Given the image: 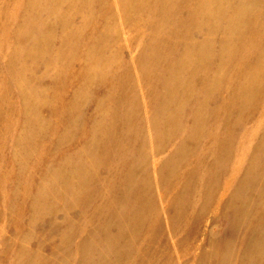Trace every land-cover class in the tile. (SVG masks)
<instances>
[{
	"label": "rangeland",
	"instance_id": "1",
	"mask_svg": "<svg viewBox=\"0 0 264 264\" xmlns=\"http://www.w3.org/2000/svg\"><path fill=\"white\" fill-rule=\"evenodd\" d=\"M28 1L0 0V264L220 263L221 256L209 252L225 246L221 240L229 232L224 196L236 177L228 174L243 178L248 206L254 198L264 200V107L249 108L228 92L241 86L256 57L246 53L249 48L239 50L226 65L224 88L213 90L208 136L211 144L224 140L225 148L234 150L229 164L219 167L207 137L182 133V125L166 115L172 107V113L189 117L187 108L169 103L165 95L173 79L189 75L174 73L175 63L187 59L186 43L202 46L208 38L210 23L196 26L194 17L188 18L197 15L191 9L195 0H185L190 10L178 12L180 23L172 21L180 26L178 35L185 39L190 33L187 42L168 28L160 40L159 20L145 16L146 9L138 24L131 0H36L39 14L33 15L47 31L31 27ZM148 1L152 8L165 4ZM232 1L224 10L236 6ZM62 35L67 54L47 59V50L62 48ZM154 38L169 56L150 62L149 73L139 71ZM209 44L205 65L213 69L208 58L220 45ZM31 45L44 54L28 53ZM70 51L76 53L74 62ZM94 61L108 63L103 86L98 83L103 73L89 72ZM201 64L200 57L194 68ZM86 68L90 85L79 92L78 78ZM30 90L41 92L37 104L27 101ZM60 92L64 96L56 97ZM97 108L111 113L102 120L101 136L91 120ZM195 172L196 181L187 186L180 181L181 174ZM182 202L185 214L178 213ZM236 245L234 234L227 245L233 258L237 252L229 247Z\"/></svg>",
	"mask_w": 264,
	"mask_h": 264
},
{
	"label": "bare ground",
	"instance_id": "2",
	"mask_svg": "<svg viewBox=\"0 0 264 264\" xmlns=\"http://www.w3.org/2000/svg\"><path fill=\"white\" fill-rule=\"evenodd\" d=\"M226 2L227 0H195L192 3V14L197 15H189L188 18L192 19L194 17L193 22L196 24V26H198V23H200L201 21L209 22L210 31H206V37L208 38L205 44L202 46H197L196 43L192 41L186 43L185 47L187 49V59L183 63V65L177 64V66L175 63L174 73L178 75L182 74L184 71H187L189 75L185 80H183V78L179 75L175 79H173V81L167 85L170 89L168 91V94L165 95L169 103L171 101H177L182 107H185L189 110V117H185L184 115H178L176 112L172 113L173 109L172 107H170V109L166 111V115L169 121L174 124L182 125L180 128H178L180 131H182V133L186 131L187 135H190L192 137H207L210 141V145L214 149V151H209V153H211L210 155L212 156V158L216 157L218 163L216 164L219 167H221L222 164H229L228 161L231 160V151L234 150L232 148L226 149L224 146L225 143H223L225 142L224 140L223 142L218 140L219 143L211 144V139H213V136L210 137V135L208 136L209 133H207V116L209 113L212 114L213 107L212 109H210L209 104L211 103L210 100L215 86L220 85L224 88V85L226 84V65L236 60L239 50L243 51L249 48L250 50L246 51V53L251 54L252 57H256V61L254 65L251 64L248 67V72L244 73L245 75H247V78L241 82V86L232 90L228 89V92L230 93V96L232 95L233 97H235L238 102L247 101L249 104V108L261 106L258 108L259 111L264 107V61H259L260 58H264V0H250L248 2H251L250 5H246V7L243 6V0H237L236 3L233 4L236 5L235 7H233L232 9L224 10L223 7ZM232 2H234V0ZM35 3H37L36 0H29L27 2V4L29 5L27 6V15L30 25L31 27L42 29L40 31H47L46 24L40 23L39 19L33 15L34 13L39 14V12L36 11ZM131 3L133 4V15H135L136 22L138 24L144 19L143 17L139 18L144 12V9L147 10L145 16H147L148 13L152 16V18H156L157 20H159L157 21V24H155V33L158 34L159 39L160 32H167L168 29L171 33H174L176 35L177 32L181 29L179 25H174L172 21H178L177 23H180L178 20L179 17L177 15L178 12L183 9L190 10V6L189 4H186L185 0H164L165 4H162L163 7L161 8L150 7L151 3H149L148 0H131ZM219 6H221V8H218ZM164 7L169 11L162 9ZM199 9L201 10V12H199ZM227 12H230L231 16H229ZM167 15H170V18L166 17ZM129 17L131 16L129 15ZM175 17H177V19H175ZM178 36H180V40H186L187 42V38L190 36V33H187L185 39L183 34L179 33ZM51 37L52 36H50V40ZM65 40L66 35H62V48H58V50L55 49L54 51H46V55L48 56L47 59L51 58L50 60L54 61L61 58L62 60V58L67 54V52L62 53L65 47ZM212 40H215V42L217 43L219 42L220 50L219 53H215L214 51H212L213 55L208 58V61L213 63V69H209L205 64L206 55L208 52L207 47L210 46L209 42H211ZM171 41L174 42L176 40L173 39L167 41L166 43H169ZM152 42V44L146 48V51L148 53L146 58L144 59V63H148L145 65V67L143 66L144 63H142L141 65L143 68H141L140 65L139 71L144 69V72L149 73V68L151 67L150 62H153L156 59H162L164 56L168 55L164 52L161 41L157 42L154 38ZM27 52L44 54V50L42 47L37 52V49L34 50L32 45L27 49ZM69 57L71 61L74 62L73 60L76 58V53L70 51ZM200 57L202 64L198 69H195V62ZM165 59L167 58H163V60ZM169 59H173V56ZM95 64L96 61H94L93 66L90 64L89 72H97L98 75L100 73H103V75L100 74L98 80V83L103 86L108 81V78L110 76V72L102 70L103 67L108 66V63L100 64L97 62L96 66ZM243 67V65H240L239 68L242 69ZM239 72L242 71L239 70ZM72 73L74 74V71H72ZM242 75L243 73H239V78H241ZM228 79L231 80L232 78ZM90 81L91 79L87 75V68L83 69L80 77L78 78V86H80L79 92L88 87L90 85ZM221 82L223 83V85L221 84ZM55 83L56 82L54 80V85ZM108 83L114 84L116 83V81ZM230 87L232 88V85ZM109 89L111 90L110 87ZM232 92H235L236 94H231ZM40 94L41 92H36V90L32 92V90H30V92L27 93V98L29 96V99L27 101L29 102L30 100L31 102L34 100L37 104L38 101H40ZM63 96L64 94L60 92L56 97ZM194 100L195 103L193 104L192 108H190L188 105ZM169 106L170 105H167L168 108ZM180 112L183 111L180 109ZM171 113L172 116L170 115ZM110 114L111 113H108L106 109L98 108L97 111L92 114L91 120L93 121L92 123H94V126L96 125L97 136H101L103 131L105 130L104 126L102 125L103 118H107ZM98 115L101 117L100 119H98ZM190 119L193 120L190 121ZM127 120L128 119H125V121ZM162 123H165L164 119H162ZM190 124L191 126H189ZM216 129V127L213 128L214 131ZM218 129H220V126H218ZM108 130H110V128H108ZM225 133L231 135V132L228 130L227 132L225 131ZM230 141L232 142V140ZM182 148L185 152L188 150L183 146ZM104 163L109 164V161H104ZM218 166H216V171ZM85 175L87 176V173H85ZM195 175L196 172L190 176L181 174L179 178L180 181L187 186L192 181H196L197 177H194ZM228 175L236 177L235 185L230 190L231 193H228L227 191L224 196L225 213L223 214H227L230 233L227 232L224 238L221 240L225 246L218 248V250H215V252L210 251L209 253H211L212 255L214 253H217L219 257L221 256V262L218 264H262L261 261L264 258V208L259 207L261 203H264V200L260 197L254 198L248 206L250 193L246 194V186L241 185V183H243V178H240V176H238V173H229ZM221 177L222 176L218 178ZM87 181L88 180L86 179V181L84 182L87 183ZM248 182L249 181H246V183ZM185 185L184 187H186ZM262 187L264 188V185ZM136 190L131 189L130 191L135 192ZM241 192L243 193V195H241ZM261 197H264V195H262ZM178 213H186L185 202H182L180 204ZM193 217V214H188L189 221H192ZM234 234L236 236V239L238 240V245L229 248L230 250L237 252V256L235 258H233V252L229 251L227 246L234 240Z\"/></svg>",
	"mask_w": 264,
	"mask_h": 264
}]
</instances>
